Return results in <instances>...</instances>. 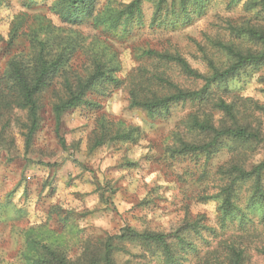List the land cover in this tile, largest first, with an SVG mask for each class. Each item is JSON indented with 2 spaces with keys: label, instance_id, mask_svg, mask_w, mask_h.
<instances>
[{
  "label": "rangeland",
  "instance_id": "1",
  "mask_svg": "<svg viewBox=\"0 0 264 264\" xmlns=\"http://www.w3.org/2000/svg\"><path fill=\"white\" fill-rule=\"evenodd\" d=\"M35 1L42 5L46 0ZM247 1L232 5L229 0H211L202 17L175 29L151 26L153 6L144 3V27L134 30L128 40L112 43L121 63L120 76H126L125 86L130 78H140L144 87L158 96L175 89L201 88V78L187 76L175 63L142 57V52L151 50L176 56L203 77L209 76L213 69L222 70L229 59L219 45L251 48L249 43L237 39L230 28L264 25V16L258 18L259 22L254 12L246 10ZM50 2L47 0L45 5ZM24 11L18 0H8L0 7V71L8 57L16 52L8 44L6 47L10 22L14 15ZM38 11L45 13L41 8ZM45 14L53 24L61 26L56 17ZM73 29L86 37L98 34L89 24ZM149 78L151 82L147 81ZM232 89L229 94L217 92L214 98L226 103L235 101L243 112L239 124L259 132V139L246 149L222 140L218 150L208 157L172 154L181 140L195 144L207 141L203 135L189 134L186 127L189 115L198 112L197 106L180 103L171 106L168 112L150 116L130 107L125 87L114 90L109 97L98 98L99 110L81 107L65 113L57 131L47 103L49 96L45 95L39 130L29 146L25 144L24 112L14 110L7 114L0 121V264H17L21 248L19 231L47 222L59 230L58 217L51 214L53 206L70 213L81 236L93 240L115 234L124 226L137 231L167 233L175 231L183 222L196 223L197 228L216 230L215 235L202 231L201 239L192 238L200 256L217 247L223 249L218 246L220 242L237 241L248 254L245 264H264V255L260 253L264 248V223L257 215L244 210L252 220L246 226L247 233L235 225L220 233L217 226L219 201L212 197L219 195L228 183L227 172L237 160L231 157L232 146L239 150L238 154L244 151L238 161L246 165L264 162V68L250 77L243 74L240 82L232 84ZM204 111L213 116L215 126L231 125L221 121V115L210 105ZM6 120L9 122L2 132ZM100 125H107L112 134L134 127L139 136L134 142L107 141L95 147ZM249 186L247 183L238 191L242 209ZM127 249L131 254H140L136 248ZM127 259L128 255L116 256L119 264ZM132 260L160 264L149 257L145 261ZM183 264L198 263L189 257Z\"/></svg>",
  "mask_w": 264,
  "mask_h": 264
},
{
  "label": "trees",
  "instance_id": "2",
  "mask_svg": "<svg viewBox=\"0 0 264 264\" xmlns=\"http://www.w3.org/2000/svg\"><path fill=\"white\" fill-rule=\"evenodd\" d=\"M18 1L25 11L14 15L10 22L6 47L8 44L16 52L8 57L0 71V121L14 110L24 112L26 146L39 130L40 110L45 95L49 96L47 103L57 131L65 113L81 107L99 110L98 98L109 97L114 90L124 87L128 92L130 107L150 116L168 112L171 106L180 103L198 107V112L189 115L186 127L189 134L203 135L207 141L195 144L181 140L178 148L172 149V154L176 156L203 154L208 157L218 150L222 140H228L242 149L258 141L259 132L239 124L242 108L235 101L226 103L214 96L217 92L229 94L233 91L232 84L240 82L243 74L250 77L264 68L263 24L230 28L237 39L249 43L251 48L242 50L219 45L229 59L228 64L222 70L213 69L207 77L190 70L176 56L151 50L142 52V57L175 63L183 68L187 76L203 80L198 90L175 89L165 96H158L148 91L140 78H130L125 86L126 76H120L121 63L112 43L124 42L133 35L134 30L144 27V3L153 6L151 26L175 29L190 25L202 17L211 0H51L46 5L47 0L42 5H37L35 0ZM240 1L229 0V3L236 5ZM6 3L8 0H0V7ZM40 8L56 17L61 26L53 24L44 12L40 13ZM245 8L254 12L258 21V18L263 19L264 0H249ZM85 24H89L98 34L86 37L73 29ZM147 81L151 82V79ZM209 105L221 115V121L231 125L220 123L215 126L213 116L204 111ZM8 122L6 120L2 124V132ZM100 126L95 147L107 141L130 143L139 136L138 129L134 127L112 134L107 125ZM232 147L231 157L237 160L227 172L228 183L219 195L212 198L219 201L217 226L220 233L234 225L239 231L247 233L246 226L252 220L244 210L257 215L264 223V162L246 165L238 161L244 151L238 154L239 150ZM247 183L250 186L242 209L238 191ZM53 207L51 214L58 217L59 230L50 227L47 222L19 231L21 248L17 264H119L117 255L129 256L121 264H149L133 263L132 260L138 258L145 261L148 257L160 261V264H183L188 262L189 257H194L198 264H245L248 260L243 246L237 241L226 240L218 245L223 249L217 247L200 256L192 238L201 239L202 231L215 235L216 230L203 226L197 228L196 223L189 225L183 222L175 231L167 233L137 231L124 226L115 234H105L93 240L81 236L70 213ZM127 246L136 248L140 254H131ZM260 253L264 255V248Z\"/></svg>",
  "mask_w": 264,
  "mask_h": 264
}]
</instances>
